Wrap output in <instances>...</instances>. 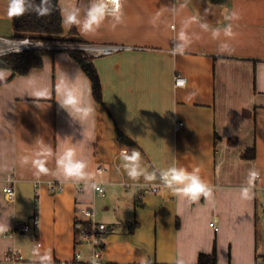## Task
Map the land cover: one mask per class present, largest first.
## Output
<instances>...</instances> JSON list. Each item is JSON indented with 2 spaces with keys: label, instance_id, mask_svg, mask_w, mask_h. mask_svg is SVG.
Instances as JSON below:
<instances>
[{
  "label": "crops",
  "instance_id": "1",
  "mask_svg": "<svg viewBox=\"0 0 264 264\" xmlns=\"http://www.w3.org/2000/svg\"><path fill=\"white\" fill-rule=\"evenodd\" d=\"M10 3L0 0V35L13 37ZM59 4L69 39L145 49L92 60L103 103L69 53H47L24 74L0 66V264H80L74 217L83 206L108 226L103 264H200L202 255L262 264L264 0H121L113 14L102 0ZM96 8L98 23L85 27ZM71 13L79 24L65 22ZM69 95L75 103H65ZM119 133L138 144L135 161ZM253 147L256 158L243 159ZM69 150L84 165L80 176L65 173ZM170 169L199 180L208 195L186 194L190 181L168 183ZM8 177L14 202L3 193ZM19 223L31 231H17ZM9 250L22 258L6 261Z\"/></svg>",
  "mask_w": 264,
  "mask_h": 264
},
{
  "label": "built area",
  "instance_id": "2",
  "mask_svg": "<svg viewBox=\"0 0 264 264\" xmlns=\"http://www.w3.org/2000/svg\"><path fill=\"white\" fill-rule=\"evenodd\" d=\"M105 10L108 14L120 12L122 9L121 0H119L118 6L112 3V0H102ZM145 48L139 46H133L121 43H108L98 44L89 42H77L70 40L67 36H64L60 40H33L31 38H14L5 37L0 35V58L22 54L24 52L32 51H47V52H66V53H79L86 59H98L101 57H110L125 52L142 51ZM175 86L184 87L186 82L182 76L175 77ZM259 177V176H257ZM14 179L8 177L5 181L3 193L6 199L10 202L16 200V189L14 186ZM92 187L94 193L99 197H106L107 193L104 186L101 183L93 182ZM80 191L84 188L80 187ZM158 187L152 188L157 192ZM59 190H64V187L60 186ZM39 216H35L34 225L39 226ZM217 231L216 224H211ZM16 230L20 232H30L31 226L28 224L19 223L16 225ZM74 229L77 246H89L92 249V255L90 261H85L83 254L77 252L75 254V262L80 264H103L102 254L107 244V238L109 235L108 226L99 220L98 213L95 208L90 206L79 207L76 210L74 217ZM22 257L18 250H9L6 253V261H18Z\"/></svg>",
  "mask_w": 264,
  "mask_h": 264
},
{
  "label": "trees",
  "instance_id": "3",
  "mask_svg": "<svg viewBox=\"0 0 264 264\" xmlns=\"http://www.w3.org/2000/svg\"><path fill=\"white\" fill-rule=\"evenodd\" d=\"M11 2V0H9ZM214 4H225L228 0H212ZM25 11L23 15L11 17L13 22L14 38H31L33 40L52 41L63 39L65 29L62 19V11L59 0H24ZM47 8L48 14L37 15V11ZM71 40V39H70ZM82 42L78 40H73ZM51 53L47 51H32L22 54H15L2 57L0 66L6 65L18 71L27 73L30 69L38 68L42 64V56ZM81 65L84 73L92 84L94 98L98 103H103V92L99 74L92 63V59H86L79 53H70ZM120 145L130 151L138 148V144L123 133L118 134ZM242 158L254 160L256 158V149L248 148ZM133 227L137 223L132 224ZM200 264H216L215 256L202 255Z\"/></svg>",
  "mask_w": 264,
  "mask_h": 264
},
{
  "label": "clouds",
  "instance_id": "4",
  "mask_svg": "<svg viewBox=\"0 0 264 264\" xmlns=\"http://www.w3.org/2000/svg\"><path fill=\"white\" fill-rule=\"evenodd\" d=\"M112 3L116 6H118L119 4V0H112ZM24 4V0H11V3L9 5V12L8 15L9 17H16V16H20L24 14L25 8L23 6ZM48 9L47 8H42L40 10L37 11V15H46L48 14ZM103 12L102 8H96L93 11H91L89 13V18L87 21V24L85 25V27H91L93 24H97L98 23V19L99 16L101 15V13ZM66 23H70V24H79V20L77 19V16L75 13H71L66 17L65 20ZM38 96L41 94H37ZM66 104H73L75 103L74 98L69 95L68 98L65 101ZM73 153L71 150L67 151L65 153V157L64 160L61 161V163H65V161L67 162L65 164V173L68 176H80L82 175V168L84 167V165L82 163H73L71 160ZM139 152L137 151H133V154L131 157H126V159L135 161L136 159H138L139 157ZM42 171H46V169H41ZM129 175L133 178H135L138 173L136 171V169L133 167L129 173ZM170 176V179H168V177ZM168 180V183H172V182H176V183H184L185 181H190V183L187 184V186L183 189V191L186 194H191L194 198L198 197L199 195L203 194L205 196L208 195V193L205 190V187L203 184H201L199 182V180H197L196 178L192 177V176H188L186 175L184 170H180L177 171L175 169H170L169 173L166 175L165 177ZM254 176L250 178V183L252 180H254ZM149 179H151V177H149ZM242 197L245 199H248V189H243L242 190ZM177 264H183L182 261H177Z\"/></svg>",
  "mask_w": 264,
  "mask_h": 264
},
{
  "label": "rangeland",
  "instance_id": "5",
  "mask_svg": "<svg viewBox=\"0 0 264 264\" xmlns=\"http://www.w3.org/2000/svg\"><path fill=\"white\" fill-rule=\"evenodd\" d=\"M3 35H4V34L2 33L1 36H3ZM4 36H5V37H8V35H4ZM57 40H59V39H57ZM263 206H264V203H263ZM260 210L262 211V213L264 212V208H263V207H261ZM107 221H108V220H107ZM24 233H27V232H24ZM28 233H29V232H28ZM84 247H85L86 249H89V250H90L89 253L87 252L88 254H86V256L88 255V257L91 258V255H92V249H91V247H89V246H84ZM82 248H83V247H81V246H80V248H78V252H79V253H81V252L83 251ZM82 254H83V253H82ZM84 258H85V257H84ZM261 263L264 264L263 261H261Z\"/></svg>",
  "mask_w": 264,
  "mask_h": 264
},
{
  "label": "water",
  "instance_id": "6",
  "mask_svg": "<svg viewBox=\"0 0 264 264\" xmlns=\"http://www.w3.org/2000/svg\"><path fill=\"white\" fill-rule=\"evenodd\" d=\"M212 1V0H211ZM214 4V3H213ZM214 5H221V4H214Z\"/></svg>",
  "mask_w": 264,
  "mask_h": 264
}]
</instances>
